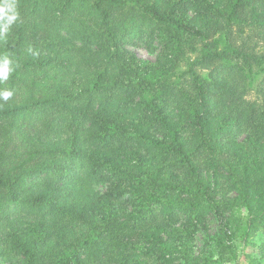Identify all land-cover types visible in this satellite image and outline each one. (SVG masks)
<instances>
[{"label":"trees","instance_id":"1","mask_svg":"<svg viewBox=\"0 0 264 264\" xmlns=\"http://www.w3.org/2000/svg\"><path fill=\"white\" fill-rule=\"evenodd\" d=\"M15 4L0 36L13 92L0 99V264H155L180 234L187 264L189 227L211 218L215 241L193 257L216 262L236 205L243 239L264 232V0ZM152 41L142 62L131 46Z\"/></svg>","mask_w":264,"mask_h":264},{"label":"rangeland","instance_id":"2","mask_svg":"<svg viewBox=\"0 0 264 264\" xmlns=\"http://www.w3.org/2000/svg\"><path fill=\"white\" fill-rule=\"evenodd\" d=\"M150 45L152 46V48L144 43H138L134 46H131V49L142 62H152L156 58V53L158 52V45L156 41H152ZM260 46L263 47L264 44L262 43L258 47ZM184 68L185 63L180 62L178 64V69L181 70ZM254 96L255 95L253 92H249V98H253ZM244 213L245 209L237 205L230 208L229 211L224 212L225 215L229 214L232 217L231 231H233L234 234L229 240V243H226L230 244V246L227 248V251L223 253L222 258L220 257V259H217L216 262L207 261L205 263L200 262L199 264H264V258H261L259 254V246L264 241V232H262L261 229H256L254 232L251 233V235L243 239L246 221L243 217ZM175 214L181 219L178 212H175ZM217 224L218 221L214 218H211L205 222V227H201L199 229L189 227V235L191 236V238H188V245L193 247L189 253V263L187 264H194L195 258L193 256L197 254L199 248H201L203 244L209 241L210 243H208V245H205L207 248L209 247V244H212L213 241H215L214 238H207V236L209 234L212 235L214 233V231L217 229ZM172 227L179 228V222L174 221ZM179 231L182 232V230L180 229ZM176 234H180V232H176ZM162 239L166 240V238ZM171 239L172 244L169 246L168 250H155V252L153 253L155 264H182V261L186 259H182L180 256V251L176 250V248L180 246L179 243L184 242L183 234L175 236L173 235ZM142 248L144 249L143 251H145L146 244L142 245ZM217 256L218 255H215L213 258H217ZM137 258L138 261H143L141 256H138ZM167 259L170 260L167 262ZM142 264H144V262Z\"/></svg>","mask_w":264,"mask_h":264},{"label":"clouds","instance_id":"3","mask_svg":"<svg viewBox=\"0 0 264 264\" xmlns=\"http://www.w3.org/2000/svg\"><path fill=\"white\" fill-rule=\"evenodd\" d=\"M19 20V12L15 0H3L0 3V36L9 32L11 27ZM11 71L10 61L7 57L0 59V79H7ZM13 96L11 90H0V99L7 101Z\"/></svg>","mask_w":264,"mask_h":264}]
</instances>
